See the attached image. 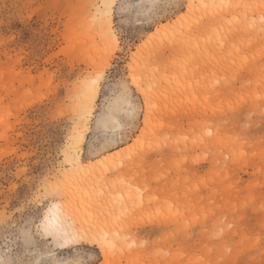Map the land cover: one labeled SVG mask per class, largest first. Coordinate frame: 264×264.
Segmentation results:
<instances>
[{
  "label": "snow or ice",
  "instance_id": "snow-or-ice-1",
  "mask_svg": "<svg viewBox=\"0 0 264 264\" xmlns=\"http://www.w3.org/2000/svg\"><path fill=\"white\" fill-rule=\"evenodd\" d=\"M48 7L62 10L59 31L64 44L59 52L55 51V45L52 46L48 63L55 66L57 57H65L75 64L81 55L77 37L86 33L95 41L94 50L93 46L89 47L88 67L78 69L82 78L74 79L75 72L67 77L55 72L49 77L47 72H42L41 87L30 92L34 102L39 98L42 131L39 138L48 153L43 158L37 157V162L47 167L49 178L54 171L67 173L70 166L78 179L71 186L65 185L67 218L73 220L83 215V223L88 227L82 224L79 228L53 230L46 221L36 223L35 233L24 232L25 244L31 245L34 235L40 234L49 236L58 247L69 249L70 259H51L41 264H116L117 256L121 257L119 264H153V245L142 240L136 230L137 214L142 217L164 213L179 218L183 209L187 216L197 207L193 193L200 195L202 185L212 187L207 176L203 181H195V189L192 177L185 180L184 187L175 178L168 183L181 161L176 159L165 166L163 161L169 155L166 149L173 140L176 146L181 140L187 141L189 126L193 132H197L199 126L198 142L211 147L209 142L220 137L219 129L214 131L213 123L206 118L209 110L206 105L214 99L226 98L232 105L259 101L264 119V0H210L200 4L187 0H153L149 6L137 4L135 0L124 3L104 0L103 3ZM145 8L148 10L144 11ZM49 24L56 28L51 19ZM162 32L172 34L171 42L179 45L182 56L166 64L161 72L160 44L156 38ZM257 54L261 67L253 81L250 69ZM12 70L15 71V67ZM245 79L249 86L256 84L257 93L249 91L246 96L235 89L234 81ZM57 80L61 81L58 85L61 91L52 94V85ZM83 84L93 95L101 89H110L112 98L119 101L110 107L106 120L97 122L95 130L89 126L86 108H73L60 99L64 89L72 93ZM7 88L6 84V93ZM13 102L11 94L0 98V105L9 115ZM223 102L221 99V104ZM197 110L205 119L186 125L183 117ZM216 110L213 105L212 111ZM69 118L67 139L61 143L57 134ZM166 128L173 131L164 134ZM86 134L89 135L87 160L82 159ZM249 136L246 127L237 122L230 137L231 153L225 157L233 166L247 156L244 149L250 144ZM261 143L264 144V139ZM108 161H112V165L103 167ZM27 175V172L22 173L20 179ZM260 178L262 227L258 234L249 215L252 208L250 184L237 193L238 202L231 222L225 216L218 228L191 252L174 233L177 243L173 247L179 259L161 261L158 258L155 264H255L254 260L240 257L257 251L264 264V162L260 165ZM41 183L46 184L47 179ZM125 190L127 198L123 194ZM116 191L121 194L117 196ZM18 203V211L40 219L39 197L33 195L29 199L25 196ZM209 204L215 205L211 197ZM200 205H203V197ZM146 209L151 211L146 213ZM204 210L207 213L208 209ZM110 218L115 220V227L108 226ZM186 225L191 226L190 219L186 220ZM97 247L102 256L93 255ZM155 255L159 257L160 252L156 251ZM164 255L170 257L173 253L169 250ZM3 264L25 262L4 261Z\"/></svg>",
  "mask_w": 264,
  "mask_h": 264
},
{
  "label": "rangeland",
  "instance_id": "rangeland-1",
  "mask_svg": "<svg viewBox=\"0 0 264 264\" xmlns=\"http://www.w3.org/2000/svg\"><path fill=\"white\" fill-rule=\"evenodd\" d=\"M209 1L210 0H206ZM205 1V2H206ZM102 0H0V98L5 94H11L14 97L10 112L8 114L0 105V264L4 261H24L25 264H41V262L51 259H70L69 249L59 248L51 241L49 236L36 234L33 237L31 245L25 244L24 232H36V223H41L46 209L54 202L61 203L64 208L68 207V200L65 198V185L71 186L72 182L78 179L72 173L68 177L64 173L52 172L49 178L47 167L37 162V157L43 158L48 153L46 146L40 140L42 131L40 129L41 112L38 99L34 102L30 92L41 87L40 73L47 72L49 77L55 73H62L64 77L76 73L74 79L82 78L78 69L88 67L89 47L93 46L95 41L92 36L79 35L77 37L81 55L76 59L75 64L65 57H57V63L53 66L48 63L52 56L50 50L55 45V51L59 52L64 44L60 29L59 14L62 10H57L50 5L57 4H84L95 3ZM120 3L126 0H119ZM188 3L191 0H187ZM135 3L149 6L153 0H135ZM193 4H199L198 1ZM35 6V7H33ZM147 11L148 9H143ZM56 24L52 28L49 20ZM167 23V21H165ZM143 27L147 28L148 25ZM152 31H155L153 28ZM150 36L151 33L149 32ZM172 34L161 33L156 38L157 44H160V62L161 72L166 64L177 61L182 53L179 45H173L171 42ZM164 43H161V42ZM259 54L256 61L253 62V68L250 69L252 79L255 81L259 74ZM15 67V71H13ZM156 67V65H152ZM142 71H148L141 69ZM171 72L172 69L169 68ZM221 79L223 75L221 74ZM61 83L57 80L52 85V94H57L61 90L58 85ZM7 84V93L5 85ZM234 87L237 91H242L247 96L248 92L257 93V86L253 83L248 85L247 80L239 82L234 81ZM86 84L74 88L72 93L67 89L63 90L60 96L62 101H66L73 108L81 103V94L85 90ZM47 90V85H45ZM113 94L110 89L104 88L99 91L98 97L94 103V109L89 117V126L95 130L97 122L107 119L110 107L116 106L118 98H112ZM142 95L140 99H142ZM235 97H233L234 99ZM221 99H224L221 104ZM214 99L208 107L207 119L213 123L214 131L218 128L220 132L219 143L201 144L198 142V131L193 132L191 126L187 128L189 139L181 140L179 146H176L175 140L166 149L169 153L163 163L169 166L173 160H180L181 166L174 169L173 176L169 177L168 183L173 178L179 181L181 187L186 186L185 180L188 177L193 178L192 187L195 189V181H203L205 176L211 188L201 186L200 195L193 193V200L197 202V207L191 212L184 215L181 209V216H168L161 213L158 216L142 217L137 214L136 230L140 233V238L148 241L153 245V255L151 260L153 264L159 260H178L175 256L174 244L177 240L174 233L179 236V242L182 243L190 252L200 246V241L205 239L211 232L218 228L219 223L227 217L228 222L232 220V212L237 204V193L241 189L248 188L251 184L249 200L252 208L249 210L251 222L254 225L257 234L261 230L260 222V200L262 190L260 188V165L264 162V119L261 116V109L258 106L259 101L253 103L251 100L247 104L232 105L226 98ZM216 111H212V106ZM183 116V114H181ZM186 125L195 124L197 119H205L200 111L190 112L188 116L183 117ZM237 122L250 133V144L245 147L247 156L242 157L240 163L233 166L232 161H226L225 157L231 153L229 147L230 137L234 131ZM67 124H70V118L64 126H61L57 134V140L61 143L67 139ZM141 125L143 118L141 117ZM171 128L164 129V134L172 132ZM177 131H180L177 129ZM127 138V137H126ZM89 135L85 136V144L82 145V159L87 160L89 153L87 151V142ZM53 155L55 153L53 152ZM186 157V162H185ZM119 159V158H117ZM108 161V167L112 165ZM227 164V167L225 166ZM70 168V166H69ZM71 171V170H69ZM27 172L29 175L20 179V175ZM213 177L215 180L213 181ZM47 179V183L41 181ZM115 179V177H112ZM19 181V183H17ZM119 196L121 193L116 191ZM125 198L128 196L127 190L123 193ZM35 195L40 198V219L37 220L34 215L18 211L23 198L29 199ZM203 197V205H200ZM209 197L215 200V205L209 204ZM254 197V200H253ZM242 199V198H241ZM158 207L154 205V208ZM205 208L208 209L207 213ZM147 210L146 209V213ZM68 216V212H67ZM198 216V218H197ZM68 219V218H67ZM83 215L77 219L69 220L72 226L79 228L88 227L83 223ZM191 220V226L186 225V220ZM109 227H115L116 222L110 218ZM183 227L185 231L180 232ZM89 248L92 245H88ZM49 249L52 251L50 252ZM172 251L173 255L166 257L164 253ZM159 251L157 257L155 252ZM102 256L99 248L93 254ZM235 258V254H233ZM121 257H115L116 264H119ZM127 261V258H125ZM240 259L246 261H255V264H261V256L257 251L252 255L241 256Z\"/></svg>",
  "mask_w": 264,
  "mask_h": 264
},
{
  "label": "bare ground",
  "instance_id": "bare-ground-1",
  "mask_svg": "<svg viewBox=\"0 0 264 264\" xmlns=\"http://www.w3.org/2000/svg\"><path fill=\"white\" fill-rule=\"evenodd\" d=\"M198 1L199 4L205 2L206 0H191L190 3H194ZM104 2V0H102V3ZM209 2V1H206ZM99 91L93 95L88 86L86 85L85 90L82 92L81 94V103L79 106H82L84 108H86L88 110L89 113V117H91L92 113H93V109H94V103L98 97ZM86 136V135H85ZM222 138V136H220ZM223 141V139H222ZM222 141H220V138L214 137L213 140L211 142L213 143H219ZM219 143V144H221ZM69 170H71V168H69ZM72 173L71 171H68L67 173H64L66 177L69 176V174ZM47 222L49 224V226L53 229V230H57V229H63V228H76L77 226H72L68 219H67V211L66 208H64V206L61 205V203L59 202H54L52 203V205H50L45 213H44V217L41 221V223L43 222ZM57 246V245H56ZM60 248V247H59ZM67 248V247H65ZM62 248V249H65Z\"/></svg>",
  "mask_w": 264,
  "mask_h": 264
}]
</instances>
